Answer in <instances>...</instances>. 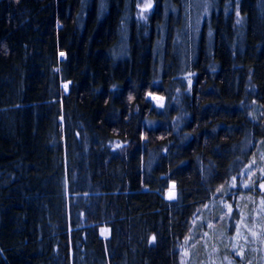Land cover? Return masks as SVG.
I'll use <instances>...</instances> for the list:
<instances>
[{"label": "trees", "instance_id": "1", "mask_svg": "<svg viewBox=\"0 0 264 264\" xmlns=\"http://www.w3.org/2000/svg\"><path fill=\"white\" fill-rule=\"evenodd\" d=\"M143 1L0 0V264H183L264 195V0Z\"/></svg>", "mask_w": 264, "mask_h": 264}, {"label": "rangeland", "instance_id": "2", "mask_svg": "<svg viewBox=\"0 0 264 264\" xmlns=\"http://www.w3.org/2000/svg\"><path fill=\"white\" fill-rule=\"evenodd\" d=\"M151 7L152 0H144L140 6V13L143 15ZM151 99L157 105H162L164 102L163 98L157 96H151ZM257 170L261 171L260 180L257 183L258 191L264 194V146L259 148L257 156L253 159L252 166L246 171L244 181L241 182L242 188H248V185L255 184ZM263 196L258 199L243 194L235 197L242 223L229 236L225 232V224L213 219V215L216 214L220 219L225 217L226 213L223 206L217 203V205L211 204L205 207V214L194 221L191 236L187 240L191 250L184 258L183 264L185 262L186 264H240V262L225 256L229 250L239 260L248 254L251 262H257L256 259L259 257L261 250L256 245L257 241L253 238L259 236L257 233L264 229ZM172 197L173 192L170 189L167 193V198ZM250 216H254L252 223L256 224L254 227L248 221ZM254 228L257 231H254ZM250 233H252L253 238ZM261 247L264 251V241ZM262 264H264V261Z\"/></svg>", "mask_w": 264, "mask_h": 264}, {"label": "water", "instance_id": "3", "mask_svg": "<svg viewBox=\"0 0 264 264\" xmlns=\"http://www.w3.org/2000/svg\"><path fill=\"white\" fill-rule=\"evenodd\" d=\"M170 188H171V189H174V188H175V184H174V183H171V184H170Z\"/></svg>", "mask_w": 264, "mask_h": 264}, {"label": "snow or ice", "instance_id": "4", "mask_svg": "<svg viewBox=\"0 0 264 264\" xmlns=\"http://www.w3.org/2000/svg\"><path fill=\"white\" fill-rule=\"evenodd\" d=\"M64 54L63 53H61V56H63Z\"/></svg>", "mask_w": 264, "mask_h": 264}]
</instances>
